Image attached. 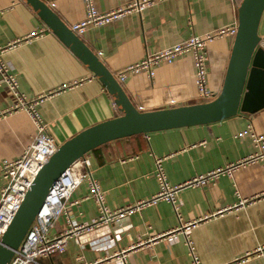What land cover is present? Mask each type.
<instances>
[{"label": "crops", "instance_id": "crops-1", "mask_svg": "<svg viewBox=\"0 0 264 264\" xmlns=\"http://www.w3.org/2000/svg\"><path fill=\"white\" fill-rule=\"evenodd\" d=\"M68 27L83 18L82 0H42ZM128 0H92L99 12L124 7ZM241 0H164L141 13H127L109 23L88 27L78 36L112 73L144 54L180 42L191 35L211 33L236 23ZM42 32L32 35V31ZM257 34L264 45V9ZM19 90L26 98H41L37 108L57 145L78 131L119 114L104 86L42 23L23 0H0V46ZM233 35L206 44V84L221 88ZM140 111L204 102L193 84L190 53L155 66L150 78L129 75L120 83ZM172 100L173 102H170ZM11 94L0 85V161L18 157L31 142L33 126L22 110L10 109ZM251 131L264 135V107L253 113L237 111L208 124L135 134L103 143L84 154L108 208L147 199L157 190L154 159H160L166 181L177 185L217 167L235 163L256 151ZM239 132H244L239 136ZM83 155V156H84ZM238 193V197L235 194ZM82 182L70 195L77 204L68 211L78 223H88L97 208ZM180 222H197L190 234L191 250L182 236L170 244L163 234L178 226L171 206L158 201L130 214L118 227H99L69 240L62 255L38 264H114L108 257L122 252L124 264H264L250 255L264 246V162L245 163L227 175L199 187L178 191ZM240 199L243 202L240 203ZM58 219L50 234L63 228ZM119 239L104 250L111 237ZM250 255V256H249ZM107 258V259H106Z\"/></svg>", "mask_w": 264, "mask_h": 264}, {"label": "built area", "instance_id": "built-area-1", "mask_svg": "<svg viewBox=\"0 0 264 264\" xmlns=\"http://www.w3.org/2000/svg\"><path fill=\"white\" fill-rule=\"evenodd\" d=\"M160 1L164 0H128L124 7L99 12L94 8L92 0H82L85 14L82 19L69 25V29L77 36H80L88 27L105 25L127 13L134 12L139 14L144 9ZM235 30L236 23H233L228 27L219 28L211 33L191 35L171 46L164 47L151 54H144L138 61L125 65L113 73V77L119 84L127 76L137 73H144L147 78H150L155 66L160 63H171L176 57L188 52L192 57L193 84L196 88L197 97L200 100L209 101L215 97L216 93L208 88L206 84V44L216 36L223 34L234 35ZM41 32V30L32 31L31 34L40 35ZM13 42L7 43L5 47L0 46V85L7 89L12 96L13 102L10 109L22 110L30 119L33 126V135L31 142L18 157L14 159H2L0 161V238L20 205L35 174L58 146L47 132V125L43 123L37 108L42 97L26 98L19 90L10 66L2 59L4 50L9 48ZM260 45L264 48L261 41ZM170 102L173 101L170 100ZM247 128L256 151L246 158L235 163L217 167L204 174L194 175L177 185L167 183L164 171L160 165V159L155 158L154 176L157 181L156 192L147 199L138 200L132 204H126L113 209L105 205L103 192L91 174L87 157L85 155L79 157L60 173L45 195L32 223L28 227L19 246L13 252L8 264H38V259L49 258L52 255H62L69 240L77 243L78 238L93 232L99 227H118L130 214L143 207L154 205L158 201L168 203L178 220L177 227L163 234L166 242L172 244L177 241V237L180 235L183 237L185 245L191 250L189 237L197 222H180L179 206L181 202L178 199V191L185 187L203 186L220 175L229 176L234 169L245 163L264 162V135L252 132L250 125H247ZM243 133L239 132L238 135L242 136ZM82 182L86 183L88 190L85 198H90L97 208L96 217L88 223L76 222L68 214L69 211L67 209L69 206L77 204V201H71L69 198L71 193ZM235 194L238 197L236 191ZM239 202L242 203L243 199H240ZM58 219L63 220L64 226L59 232L51 235L50 231L54 229ZM118 239V235L114 234L108 244L101 247V250L105 251L110 248ZM250 255L264 256V246L256 248ZM108 258L114 264H124L122 252L114 253ZM191 262L192 264H198L197 258L193 254H191Z\"/></svg>", "mask_w": 264, "mask_h": 264}, {"label": "water", "instance_id": "water-1", "mask_svg": "<svg viewBox=\"0 0 264 264\" xmlns=\"http://www.w3.org/2000/svg\"><path fill=\"white\" fill-rule=\"evenodd\" d=\"M23 1L104 86L119 114L64 140L42 164L0 238V264L9 263L60 173L93 148L135 134L208 124L234 116L237 111L253 113L264 107V48L257 34L264 0H241L236 7L229 58L221 88L213 99L148 111H140L130 102L112 73L42 0Z\"/></svg>", "mask_w": 264, "mask_h": 264}, {"label": "rangeland", "instance_id": "rangeland-1", "mask_svg": "<svg viewBox=\"0 0 264 264\" xmlns=\"http://www.w3.org/2000/svg\"><path fill=\"white\" fill-rule=\"evenodd\" d=\"M216 96V95H215ZM205 102V101H204Z\"/></svg>", "mask_w": 264, "mask_h": 264}]
</instances>
